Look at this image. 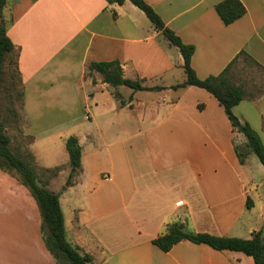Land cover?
I'll list each match as a JSON object with an SVG mask.
<instances>
[{
    "label": "crops",
    "instance_id": "1",
    "mask_svg": "<svg viewBox=\"0 0 264 264\" xmlns=\"http://www.w3.org/2000/svg\"><path fill=\"white\" fill-rule=\"evenodd\" d=\"M145 1L194 46L190 64L199 78L219 74L240 51L264 73V0H242L245 14L228 25L214 8L221 0ZM127 2L5 0L1 11L21 79L22 134L32 139L28 148L39 183L59 194L66 239L94 264H254L243 252L189 240L169 251L151 242L173 222L194 232L249 238L264 222V168L261 173L254 154L239 163L234 143L243 144L245 137L211 93L192 85L172 88L184 79L178 48ZM109 60L121 63L124 77L164 87L138 92L166 95L151 99L143 112L135 91L126 99L118 89L121 104L98 72L84 79L89 63ZM108 86L106 103L95 99L93 90ZM233 112L264 144V90L241 100ZM55 135L60 142L55 148L36 146V139ZM70 135L81 146V165L66 185ZM56 152L52 163L39 159ZM56 166L59 171L50 175L47 169ZM5 180L14 189L0 185V201L19 206L16 201L27 192L0 170V182ZM26 207L27 225L0 229V264H57L29 197Z\"/></svg>",
    "mask_w": 264,
    "mask_h": 264
},
{
    "label": "trees",
    "instance_id": "2",
    "mask_svg": "<svg viewBox=\"0 0 264 264\" xmlns=\"http://www.w3.org/2000/svg\"><path fill=\"white\" fill-rule=\"evenodd\" d=\"M108 3L122 4L125 0H106ZM141 11L151 23V26L161 33V36L172 46H176L182 56L184 79L173 85L172 88L197 86L211 93L223 107L232 128L245 137L243 144L234 143V151L240 164H243L250 154H254L264 168V144L258 133L246 121H241L233 112V107L246 97L253 96L240 84L231 79L232 68L242 56L252 61L248 54L240 51L217 75L199 78L190 64L194 52L192 44L184 43L181 38L165 25L159 14L145 0H128ZM5 0H0V81L4 74V64L7 57L13 52L14 44L6 33V25L1 15ZM216 13L225 25L242 17L246 8L242 0H221L214 6ZM114 15V13H113ZM17 69L16 58L14 61ZM86 71H96L102 81L113 88V95L120 100L118 86H127L133 91L160 90L163 86H146L144 79L124 77L121 63L118 60L93 61L88 64ZM19 73V72H18ZM21 82V79H20ZM10 137L5 132L4 124L0 121V169L10 173L14 171L21 184L27 187L30 195L37 203L40 216V232L43 242L57 264H94L92 256L82 252L76 245L66 239L64 219L59 202V194L39 183L33 167V161L22 157L10 147ZM65 148L69 156L70 171L66 185L72 183L81 165V146L78 138L70 135L65 140ZM33 158V157H32ZM60 167L47 169L50 175H55ZM247 206H250L247 200ZM181 240H189L196 244H206L216 250L240 251L252 257L254 264H264V222L262 226L252 232L249 238L219 236L207 232H194L179 222L169 223L164 233L153 238L151 242L162 251H169L172 246Z\"/></svg>",
    "mask_w": 264,
    "mask_h": 264
},
{
    "label": "rangeland",
    "instance_id": "3",
    "mask_svg": "<svg viewBox=\"0 0 264 264\" xmlns=\"http://www.w3.org/2000/svg\"><path fill=\"white\" fill-rule=\"evenodd\" d=\"M127 3H131V2H127ZM138 11L144 17H146L143 11H141L140 9ZM3 22L6 25V22H8V19L4 20ZM15 55L16 53L13 52V54H11L9 57L6 58L5 64H4V74L0 81V121L4 124L5 132L11 139L10 141L11 149L15 151L16 153H18L19 155H21L22 157L26 158L27 160L33 161V166H34V159L32 158V155L28 148L29 143L31 142L32 139L22 134L24 126L26 124V120L23 116L22 86L20 82V74L18 73L16 69V65L14 63ZM251 63L252 62L250 60L245 59L243 56L239 58L232 68L231 79L234 83L240 84L246 90H249L251 94H256L264 90V73L259 71ZM89 76H90V71H85L84 79L89 78ZM169 80H173V79H168L167 77L164 78L165 82H168ZM158 82H161V81H158ZM158 84L159 86H161L160 83ZM118 89L123 95V98H126V99H129L130 94L133 92L132 89H130L127 86H120ZM108 90H109V86L108 88H105V89H99V88L94 89L93 94L95 95V99L103 98L106 103L105 97H108ZM134 94L135 95L137 94L138 95L137 98L142 100L143 112H147L146 104L150 102L151 99L159 100V98L166 95V93L164 94L163 92L157 93L156 95L155 93L152 94L150 92L148 93L144 91L143 92L135 91ZM153 95H156L158 98ZM91 105H94L93 102H91ZM85 106L87 109L90 110V101H85ZM89 122L90 121L86 120L84 123L86 125H89L90 124ZM63 125L65 126L66 123H63ZM62 132H63L62 133L63 135L66 133V131L64 130H62ZM35 142H36L35 143L36 146L37 147L39 146L41 149L55 148L56 144L60 143L57 135L48 137V138H38L36 139ZM55 150L57 149H52L51 151H55ZM56 155H57V152L55 154H47L45 158H42V156H39V159L41 158L40 160L42 162L52 163L55 160H57L55 159ZM253 157L258 167H260L259 169L262 173L263 166H261L262 165L261 162L255 155H253ZM37 172L40 178L41 176L47 177L46 174H44V172L41 169L37 170ZM9 174L16 181L19 182L17 175L14 171H11L10 173H8V175ZM11 183L12 181L10 180L9 181L5 180V182H0V185L2 186L1 189L3 188V189H8V190H13L14 186ZM19 183H16L15 187L18 188L20 186L21 189H23L22 191L27 192V196H24V198L22 199L20 198V200L16 201L19 204V206H16L14 202H12V200L10 199L9 203L11 207H16V208H11L7 201L5 202L0 201V229H10L11 227L14 228L19 225H22L23 222L25 223V225H27V222H25L26 221L25 211L28 209L26 207V197H29L31 201L36 205L37 211L39 213L37 203L34 200V198L28 193L29 191L27 187ZM56 186H59V185H56ZM260 189L264 194V186H261ZM41 223H42V220L40 216V226H41ZM7 231L12 232L10 230H7ZM8 235L12 236L15 234L11 233Z\"/></svg>",
    "mask_w": 264,
    "mask_h": 264
}]
</instances>
